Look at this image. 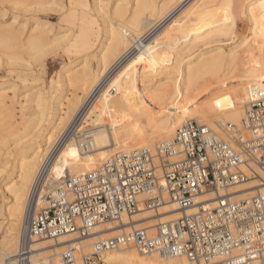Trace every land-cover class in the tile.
<instances>
[{"label": "bare ground", "instance_id": "6f19581e", "mask_svg": "<svg viewBox=\"0 0 264 264\" xmlns=\"http://www.w3.org/2000/svg\"><path fill=\"white\" fill-rule=\"evenodd\" d=\"M15 1L10 2L16 5ZM20 1L17 0V5ZM32 1L39 10L44 7L41 0ZM132 1L134 9L127 19V0H66L65 5L61 3L64 13L74 4L98 14L103 12L105 20L114 19L115 27L107 30L104 40L100 39V31L92 28L95 20L89 25L84 21L77 36L72 30L71 39L65 38L69 45L63 49L74 61L54 74L50 72L48 56L45 57L49 51H46L47 24L35 22L27 39L23 38L26 26L15 29L11 25L0 29L2 51L17 57L33 52L30 57L38 56L33 61L49 69L51 81V87L39 91L33 100L35 120L26 122L11 145L6 142L8 139L0 138V193L5 202L0 208V264H16L15 256L30 214L45 207L44 196L55 192L70 177L92 172L120 152L148 149L155 154L161 144L173 141L177 129L188 121L206 124L215 133H224V139L231 129L246 134L242 128L246 109L258 90L264 88V0ZM111 3L114 12L108 15ZM173 6L174 11L167 13ZM240 18L247 20L249 34L225 50L223 43L235 35ZM151 21L155 24L149 28ZM203 43L211 46L194 58H186L184 66L178 54L173 61L157 58L170 55L172 48L180 44L189 46L185 52H190ZM184 54L182 52V58ZM79 60L83 67L74 72L77 68L73 64ZM93 60L97 61L94 70L90 65ZM21 61H25L24 58ZM168 61L170 66H167ZM8 67L10 72L16 69L12 64ZM158 68L181 75L180 81L184 83L182 98L166 119L158 118L162 113L157 107L160 85L146 89L138 85L140 80L129 76L131 71L140 70L139 75L146 77ZM29 71L35 73L34 69ZM18 78L22 82L28 79L35 82L33 76ZM5 85L0 83V122L9 118L14 125L21 126L23 113L15 112L16 104L21 101L16 100V90L9 92ZM122 86L125 90H121ZM24 99L22 102L29 101ZM23 107L25 105L20 109ZM77 125H81L80 131L89 129L92 133L88 149L84 151L77 142ZM61 135H65L61 145L54 148ZM90 157L97 159L98 166ZM56 158L55 163L61 164V161L66 165L68 174L64 180L61 176L65 174L64 169L59 171L62 174L54 175L52 163ZM254 169L264 179V174L257 167ZM263 189L264 183L257 178L232 187L228 193L233 200H249ZM34 192L37 194L33 199ZM196 201L215 206L214 196L209 193L201 194ZM194 212V208L184 211L176 202L167 200L157 213L141 209L130 220L123 219L120 225L99 224L89 236L81 239L77 234H68L55 241L41 240L33 245V264L48 258L54 264H61L62 254L74 241L80 246L76 255L78 264H84L85 256L100 240L116 237L134 225L136 229H153L159 223L176 221ZM104 262L192 264L185 257L163 259L157 255H142L130 246L109 251Z\"/></svg>", "mask_w": 264, "mask_h": 264}, {"label": "built area", "instance_id": "2783aa9c", "mask_svg": "<svg viewBox=\"0 0 264 264\" xmlns=\"http://www.w3.org/2000/svg\"><path fill=\"white\" fill-rule=\"evenodd\" d=\"M242 128L246 134L231 129L224 139L208 125L188 121L155 154L148 149L120 152L96 170L70 177L44 196L45 207L30 214L15 263L33 264L38 241L68 234L81 239L99 224L120 225L141 209L157 213L170 200L195 212L153 229L134 225L100 240L83 263L105 264L106 253L130 246L142 255L185 257L192 264H264V189L249 200H233L228 193L253 179L264 183L254 169L264 174V88L249 103ZM80 129L84 151L92 133ZM204 193L214 196V207L197 203ZM79 247L71 243L61 264H78ZM40 264L54 263L48 258Z\"/></svg>", "mask_w": 264, "mask_h": 264}, {"label": "rangeland", "instance_id": "374dc122", "mask_svg": "<svg viewBox=\"0 0 264 264\" xmlns=\"http://www.w3.org/2000/svg\"><path fill=\"white\" fill-rule=\"evenodd\" d=\"M11 1V0H10ZM9 0H0V29L11 27V25L16 29H18L21 26H26V30L24 31L23 38L27 39L28 36L31 34V30H33V25L35 22H40L41 24H47L46 29L48 30L47 33V41L48 43L45 53V57H47L48 66L50 68L51 74H54L56 71H61L62 69L66 68L67 65L70 62L74 61V58H71L72 55H69L63 48L65 46L69 45V42L65 40L66 37H70L72 35V30L74 33H76V36L78 32L80 31V28L83 24V22H88L87 24H90L91 20H95L96 24L92 26L94 30L100 31V39H105L107 35V30L110 29V27L114 26V19H104L103 18V12L97 13L93 10L85 9L77 4L72 5L71 10L68 12H63L60 9L61 3L64 5L66 4V0H41L40 3H44V7H42L40 10L37 6L33 5L34 1L24 0V2H21L23 0H19V4L17 5V0L15 1L16 5L14 3L10 2ZM128 1V13L125 19H127L130 15V12L134 9L133 7V1ZM252 1V0H248ZM31 3V4H30ZM37 3V2H36ZM125 5L126 3H122ZM247 6V5H246ZM245 6V7H246ZM174 6L171 7L167 13H169L171 10H173ZM247 8V7H246ZM108 15H113L114 9L113 4L111 3L108 7ZM174 11V10H173ZM114 21V22H113ZM118 23V22H117ZM155 22L151 21V24L149 28L154 26ZM91 26V25H90ZM115 27V26H114ZM249 24L247 23L246 19L240 18L237 21V29L236 33L233 37L227 38L224 41V48L225 50H228V48L233 47L235 43L243 36H247L249 33ZM64 38V39H63ZM71 39V37H70ZM101 41V43L103 42ZM182 46H185L182 48ZM211 46V45H210ZM208 43L198 44L196 45V48H194L192 51L185 52V48H189V46L184 45H177V48H172L173 53H170L168 56H157V58L161 59H168V60H174V57L180 56L179 59L182 62V66H184V63L186 62V58H194L193 56H196L200 52L206 51L209 47ZM181 47V48H180ZM193 48V47H192ZM198 48V49H197ZM200 48V49H199ZM178 49V50H177ZM176 50V51H175ZM188 50V49H187ZM181 51V52H180ZM198 51V52H197ZM182 52L185 53L182 56ZM189 52V53H188ZM228 52V51H227ZM188 54V55H187ZM33 52H24L20 57L13 55H10L0 48V83H6L5 87L8 88L7 91L11 92L13 90H16L15 97L16 100H20L21 104L18 103L20 106L25 105V107L20 109V106L16 104V107L18 109H15V112L19 113L22 111L23 113V121L20 120L19 123H22L21 126H18L17 124H13V120L7 118L0 122V138L4 137L8 140H6L7 143L12 144L13 140L17 138L16 133L19 132V130H24L26 122H29L31 120H35V113H34V99L39 91H45L48 90L51 87V81L49 79V69L44 68V65L38 66V62H34L33 59L30 56H33ZM44 57V58H45ZM166 57V58H165ZM24 58L25 61H21V59ZM155 58V57H154ZM177 58V57H176ZM182 58V59H181ZM17 59L18 61L14 60ZM185 59V61H184ZM51 61V62H50ZM96 60H93L90 62L91 69L94 70L96 68ZM19 63V64H18ZM77 63V64H76ZM12 64V66H15L16 69L12 72L9 71L8 65ZM75 64V65H74ZM73 64V67L76 66L73 71L82 69L83 64L82 61L79 60V62H75ZM80 65V66H79ZM171 62L168 61V65L170 66ZM30 69H34L35 73L29 71ZM42 69H45L42 71ZM61 69V70H60ZM72 71V73H73ZM166 70H163L158 68L155 70L152 74L148 76H144L145 74H140V70H137L134 72H130V78H137V80H140V83L138 84L141 87H145L146 89L154 86V85H160L158 88H162L161 91L159 89L158 94H160V99L157 102V107H159V111L161 110V115L158 118L166 119L168 116L172 115L173 112L176 110V104L181 100L182 98V86L184 85L183 82L180 81L181 75L176 74H170V72H165ZM20 72V73H19ZM137 72V73H135ZM26 76H33L35 78V82H30L28 79L27 82H22L21 78H26ZM127 76V75H125ZM144 76V77H143ZM170 76H172L170 78ZM175 77V79H173ZM31 78V77H29ZM127 78V77H126ZM129 77L127 79H130ZM179 78V79H178ZM178 79V80H177ZM177 82V83H175ZM168 84V85H167ZM170 84V85H169ZM173 84L177 85L174 86ZM165 85V86H163ZM167 85V86H166ZM61 87V86H60ZM62 89V87L60 88ZM121 90H125V87L122 86ZM177 91V92H176ZM24 98H28L29 101L22 102ZM25 100V99H24ZM18 117H21V114L18 115ZM241 127V126H240ZM222 134V135H221ZM220 136L222 138H225L224 133H220ZM65 137V135L59 136V138L56 140L54 144V148H57L61 145L62 139ZM78 140V139H77ZM78 142V141H77ZM155 152V148L153 149ZM116 154V152H115ZM114 155V154H113ZM56 157V156H54ZM54 159L52 163L54 166L53 171L55 172L54 175L57 176L60 173L61 170L66 169V165L63 162H59L61 164L55 163ZM91 160L94 161L95 166H98L97 159L90 157ZM63 163V164H62ZM60 171V172H59ZM65 174H62L63 180L66 179V174H68V171L64 172ZM169 201V200H168ZM5 204L3 202V195L0 193V208ZM141 227H146V225H142ZM140 228V227H139ZM93 251V250H92ZM49 254V253H48ZM46 256H48L46 254Z\"/></svg>", "mask_w": 264, "mask_h": 264}]
</instances>
